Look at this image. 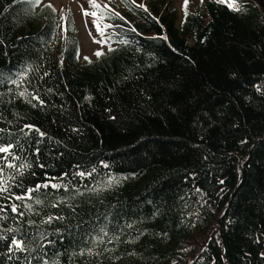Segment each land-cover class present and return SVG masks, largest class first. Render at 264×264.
<instances>
[{
    "label": "trees",
    "instance_id": "obj_1",
    "mask_svg": "<svg viewBox=\"0 0 264 264\" xmlns=\"http://www.w3.org/2000/svg\"><path fill=\"white\" fill-rule=\"evenodd\" d=\"M235 2L240 11L187 5L180 19L168 0H121L115 17L102 6L114 45L80 64L73 37L53 44L51 2L0 0V142L31 165L5 167L15 179L0 194V229L31 239L9 252L6 233L0 264H264V0ZM52 177L67 189L9 199ZM101 228L104 242L81 256Z\"/></svg>",
    "mask_w": 264,
    "mask_h": 264
},
{
    "label": "snow or ice",
    "instance_id": "obj_2",
    "mask_svg": "<svg viewBox=\"0 0 264 264\" xmlns=\"http://www.w3.org/2000/svg\"><path fill=\"white\" fill-rule=\"evenodd\" d=\"M26 2H28L29 4L35 6V5H38L40 3V0H26ZM203 2V0H202ZM218 3H223L225 2V0H217ZM90 4L91 6L93 7H99V5H97L95 3V0H90ZM141 7H143L141 5ZM228 7L232 10H235V11H240L241 9L239 7L236 6V2L235 0H231V3H228ZM185 14L187 15V0H185ZM85 15H88L87 12H85ZM118 14L117 13H112V16L115 17L117 16ZM105 27H111V25H105ZM134 30V29H133ZM97 31L100 33L101 37L104 36V31L103 29L99 26V24H97ZM166 39V37H164ZM109 39H111L109 37ZM100 43H104L105 41L104 40H101L99 41ZM128 41H121V43H127ZM109 50H112L111 47L109 48ZM97 56H100V55H103L102 52L98 51L95 53ZM86 60H88L87 57H85ZM90 62V61H89ZM33 69L31 68V66H26L24 68V70L20 73H18L17 75V78L16 79H11L9 77V81L12 83V84H15V85H20L24 82V80L26 79L27 75L32 71ZM233 76H235V74H233ZM257 90L259 91L260 88L259 86H257ZM20 96H26V95H30L31 96V99H29V103H32L33 100H36V101H39L40 104H44V100L40 98L39 95H36V94H30L27 92V89H25L24 91H21L19 93ZM87 99H90V97H88ZM151 98L149 97V100ZM35 106V105H33ZM110 111V110H109ZM204 115H207L206 113ZM110 119L112 120H116L117 117L116 116H110ZM23 128H27L29 130H33L34 129V126L33 125H30V124H26L23 126ZM23 128L21 129V131H23ZM0 131H3V129H0ZM36 132L39 133V136L43 137L45 135V133L43 132H39L38 129H35ZM16 147H19L18 144H13L11 142L5 144L4 142H0V154H4L3 156H0V161H3V166H0V194H3V193H7L10 191V184L8 183V181H11V180H14L15 179V175H8L7 177H5L4 175V172H5V167L9 168V169H13L15 170V174L16 175H23V172L30 168L31 165L28 164V163H21L19 165H17L16 163H14V161L16 160H19L20 157L19 156H16L13 154V149L16 148ZM40 149L39 148H36V152L39 153ZM206 159V157H205ZM40 167H44V165H40ZM104 167H107V165H104ZM92 172H95V168H93L91 170V172H88V173H85L83 171H78L76 172L75 174L76 175H79V176H85L86 174L87 175H91ZM65 176H67L68 174L65 173L64 174ZM59 178H56V177H52L48 180V182L44 183V184H37L35 186V188H28L25 190V194L24 195H15L14 197H9V199H15L16 201H26V200H30L33 198V195L35 192L39 191L41 188H48V187H52V188H65L67 189V184H62V183H59V182H53V181H56L58 180ZM113 179L114 178H110L107 183L108 184H111L113 182ZM221 184H223L224 182L221 180L219 181ZM197 192H199L200 190L199 189H196ZM35 203L36 204H40L41 201L39 199H36L35 200ZM10 207V211L12 213H17L18 212V205L15 204V203H12L9 205ZM23 207H27L29 210H31L32 208V205L31 204H24ZM2 213H4V208L3 207H0V220H6L8 219V217L6 215H3ZM24 215V212L20 211L19 212V216H23ZM53 219H63V217H52V216H48L47 217V220L44 221L45 223H50ZM28 223H34L33 221H28ZM129 227H131V225H129ZM20 232V229L19 228H12V227H7L5 229H0V240H4V241H9V237L8 235H6V233H12V238L10 239V241L8 242V251L9 252H20V253H24V252H27L29 250V242H30V234L25 232L23 233L22 235H20L18 238L17 236L15 235V233H18ZM100 232L102 233L101 236H97L93 239V247H88V248H84V249H81L80 251V255L81 256H84L85 253H87L88 255H92L93 254V248L96 244H102L104 242V239L103 237L104 236H107V232L101 228L100 229ZM41 236V239L44 238V234L41 233L40 234ZM109 243L112 242L111 239H109L108 241ZM257 243L260 242V238L258 237L257 238ZM49 244H52L53 241H48ZM217 243H219V241H217ZM107 251V249H106ZM260 256L262 258H264V252L260 253ZM9 259H11V257H9ZM27 259V258H26ZM28 264H31V262L29 261ZM43 264H49V262L47 260L43 261ZM52 264H57L56 261H52ZM214 264V262H213Z\"/></svg>",
    "mask_w": 264,
    "mask_h": 264
},
{
    "label": "rangeland",
    "instance_id": "obj_3",
    "mask_svg": "<svg viewBox=\"0 0 264 264\" xmlns=\"http://www.w3.org/2000/svg\"><path fill=\"white\" fill-rule=\"evenodd\" d=\"M135 4H139L148 7L149 0H131ZM169 4L177 12L179 19L182 17V9L185 6V0H168ZM205 0H203L204 2ZM43 2H51L56 10L59 12L58 18V31L57 40L53 43L54 46H59L64 42L70 35L73 40L77 41L78 45V57L79 63L86 62L97 58L96 52L107 51L110 47L114 45L112 42V37L108 27L105 25H110L109 19L101 16L98 13L100 7H104L109 11L115 12L121 15L124 11L121 0H95V3L99 7H93L90 4V0H43ZM202 0H187V5L189 7H200L202 5ZM224 3H231L229 0H225ZM85 12L88 15H85ZM69 19L72 24H69ZM97 24L103 29L104 36L101 37L100 33L97 31ZM109 37L111 39H109ZM104 40V43L99 41ZM59 53V50H58ZM88 58V60L85 59ZM206 241V237H197L193 241L188 243V248L198 249Z\"/></svg>",
    "mask_w": 264,
    "mask_h": 264
}]
</instances>
